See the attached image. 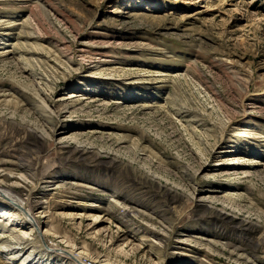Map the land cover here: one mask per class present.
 I'll return each mask as SVG.
<instances>
[{"label": "rangeland", "instance_id": "obj_1", "mask_svg": "<svg viewBox=\"0 0 264 264\" xmlns=\"http://www.w3.org/2000/svg\"><path fill=\"white\" fill-rule=\"evenodd\" d=\"M0 187V264H264V0H0Z\"/></svg>", "mask_w": 264, "mask_h": 264}, {"label": "bare ground", "instance_id": "obj_2", "mask_svg": "<svg viewBox=\"0 0 264 264\" xmlns=\"http://www.w3.org/2000/svg\"><path fill=\"white\" fill-rule=\"evenodd\" d=\"M24 130H27L26 128L24 129ZM23 130V131H24ZM29 131V130H28ZM33 132L34 131H31V132H29V134H33ZM35 133V132H34ZM25 134H26V132H25ZM28 133H27V135H29ZM30 135V136H31ZM27 137H29V136H27ZM34 138V137H33ZM35 138H37V136H36V134H35ZM35 138L33 139V140H35ZM25 139V138H24ZM29 139V138H28ZM37 141H39L38 140V138H37ZM23 142V141H22ZM21 142V143H22ZM28 142V141H27ZM26 142V143H27ZM30 142V141H29ZM25 143V142H24ZM24 143H22V144H24ZM32 143V142H31ZM38 143V142H37ZM25 145V144H24ZM23 146V145H22ZM22 146L20 147V149L22 148ZM26 148H28L27 146H25ZM36 147H37V144H35L33 147H31L30 149H28V151H27V153L29 154L30 152H31V150L32 149H35L36 150ZM24 149V148H23ZM22 150V149H21ZM39 150V149H38ZM24 151V150H23ZM77 154H82V155H85L86 153H85V150H77L76 149V151H75ZM26 153V152H25ZM32 153V152H31ZM37 154V153H36ZM26 156H28L27 154H25ZM78 155V156H79ZM25 156V157H26ZM30 156V155H29ZM36 156V155H35ZM38 156V155H37ZM32 157V156H31ZM28 158V157H27ZM33 158V157H32ZM99 159V158H98ZM97 159V160H98ZM24 160H26V159H24ZM33 160V159H32ZM38 160V159H37ZM29 162H31V161H29ZM40 166V174H43L42 172H43V165H41V164H39ZM6 166V165H5ZM46 169V168H45ZM9 189V188H8ZM8 189H3V188H1L0 187V195H2L4 198H7L8 199V201H9V203L10 204H12V205H14L15 207H17L21 212H23L24 213V215H25V217H27V218H29V220H31L30 219V209H29V207H28V205H27V202H25V201H23L22 202V200H19L16 196H15V194H12L11 192H10V190H8ZM29 196V195H28ZM7 201V200H6ZM8 219V218H7ZM11 219V218H10ZM9 221V220H8ZM13 222V221H12ZM32 223L33 224H35V225H37L34 221H32ZM51 249V248H50ZM53 251V250H52ZM65 254H67L69 257H71V261L73 262V263H76V264H82V262H81V258H80V253L78 254V255H75V253H72V252H67V253H65ZM94 263H96V262H94Z\"/></svg>", "mask_w": 264, "mask_h": 264}]
</instances>
